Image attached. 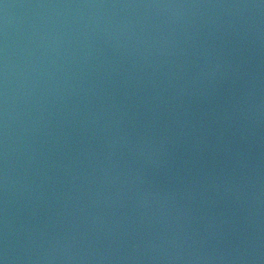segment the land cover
I'll list each match as a JSON object with an SVG mask.
<instances>
[{"label":"water","instance_id":"1","mask_svg":"<svg viewBox=\"0 0 264 264\" xmlns=\"http://www.w3.org/2000/svg\"><path fill=\"white\" fill-rule=\"evenodd\" d=\"M0 264H264V0H0Z\"/></svg>","mask_w":264,"mask_h":264}]
</instances>
